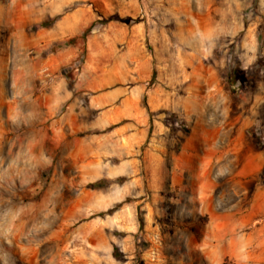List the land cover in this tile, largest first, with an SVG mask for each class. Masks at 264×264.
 Segmentation results:
<instances>
[{"label":"rangeland","instance_id":"obj_1","mask_svg":"<svg viewBox=\"0 0 264 264\" xmlns=\"http://www.w3.org/2000/svg\"><path fill=\"white\" fill-rule=\"evenodd\" d=\"M261 154L264 0H0V264H264Z\"/></svg>","mask_w":264,"mask_h":264},{"label":"crops","instance_id":"obj_2","mask_svg":"<svg viewBox=\"0 0 264 264\" xmlns=\"http://www.w3.org/2000/svg\"><path fill=\"white\" fill-rule=\"evenodd\" d=\"M7 110H8V113L9 114H12L13 112V109H14V105L13 104H8L7 105ZM18 109V108H17ZM52 109H54L55 110V108H50V107H48L46 104L45 105H42V104H34L33 106H32V109H28V110H25V108H23L22 109V111L20 110H18V114L20 115H22L23 116V114L24 113H30L31 114V116L33 115V114H36L37 112L39 113V114H41L42 112L41 111H43V110H45V111H48V110H50V111H52ZM55 112V111H54ZM53 112V113H54ZM245 135L247 136H251V135H253L254 133L253 132H250L249 131V128L248 129H246L245 130ZM263 157V154H261V157H260V159H261V164H260V166H259V168L257 169V172L258 173H260L261 172V170H262V168H263V166H264V157ZM246 173V172H245Z\"/></svg>","mask_w":264,"mask_h":264},{"label":"trees","instance_id":"obj_3","mask_svg":"<svg viewBox=\"0 0 264 264\" xmlns=\"http://www.w3.org/2000/svg\"><path fill=\"white\" fill-rule=\"evenodd\" d=\"M117 16V15H116ZM115 17V16H114ZM236 84H232L231 83V89L233 90V91H236L237 90V88H236ZM262 178L264 179V169H263V172H262ZM97 185V184H96Z\"/></svg>","mask_w":264,"mask_h":264}]
</instances>
